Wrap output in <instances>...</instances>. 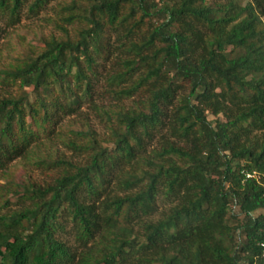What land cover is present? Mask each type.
Wrapping results in <instances>:
<instances>
[{
	"label": "trees",
	"instance_id": "trees-1",
	"mask_svg": "<svg viewBox=\"0 0 264 264\" xmlns=\"http://www.w3.org/2000/svg\"><path fill=\"white\" fill-rule=\"evenodd\" d=\"M53 1L0 0V40ZM58 12L0 62V264H264V0ZM84 106L107 133L65 139Z\"/></svg>",
	"mask_w": 264,
	"mask_h": 264
},
{
	"label": "rangeland",
	"instance_id": "rangeland-1",
	"mask_svg": "<svg viewBox=\"0 0 264 264\" xmlns=\"http://www.w3.org/2000/svg\"><path fill=\"white\" fill-rule=\"evenodd\" d=\"M70 0H55L50 3L43 12L39 14L36 18H23L21 23L14 27L6 29V32L3 34V39L0 40V45L2 46V56L0 58L1 63H5L4 57L9 55V52L12 49H18L20 47L19 39L24 36L26 40L32 41L33 38L50 35H59V32L53 25V22L58 20L60 17L59 8L64 4L68 3ZM102 97V98H101ZM96 100L98 105H108L114 104L111 96L105 94ZM209 119H213L209 117ZM58 131L61 136H64L65 139H73L74 136L69 132L70 130L83 129L87 126H90L94 129L100 137H104L107 133L103 125L100 123V119L96 116L91 109L87 106H84L81 109V112L77 116L66 118L60 124ZM53 151L54 155L65 157H73L72 152H70L61 141L56 140L51 143L48 147H43L39 154L34 153L32 156H29V161L27 159L17 160L15 163L11 164V168L14 174H20L21 171L27 172L29 176L37 181L38 183L49 182L50 178L48 174L43 171L41 168H38L34 165L38 159V155H44L48 151ZM75 160L80 158H74ZM4 181L0 180V185H3ZM1 195V192H0Z\"/></svg>",
	"mask_w": 264,
	"mask_h": 264
}]
</instances>
